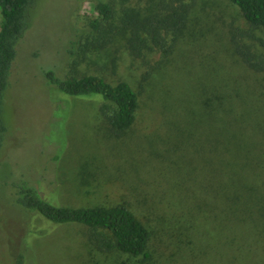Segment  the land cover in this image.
<instances>
[{"label": "rangeland", "instance_id": "rangeland-1", "mask_svg": "<svg viewBox=\"0 0 264 264\" xmlns=\"http://www.w3.org/2000/svg\"><path fill=\"white\" fill-rule=\"evenodd\" d=\"M96 1L37 0L16 44L3 95L0 264L18 257L23 264H264L226 257L210 193L212 184L227 182L228 130L242 134L253 159L264 160V71L247 67L229 37L247 22L230 0H194L163 59L134 60L121 43L118 50L89 49L83 59L73 55L79 70L126 81L137 93L133 124L114 135L100 96L68 95L43 75L62 70L68 48L80 50ZM246 41L264 55L263 30ZM20 180L57 205L126 204L150 230L145 254L101 252L88 244L86 226L22 210L11 188Z\"/></svg>", "mask_w": 264, "mask_h": 264}, {"label": "trees", "instance_id": "trees-1", "mask_svg": "<svg viewBox=\"0 0 264 264\" xmlns=\"http://www.w3.org/2000/svg\"><path fill=\"white\" fill-rule=\"evenodd\" d=\"M37 0H0V146L6 125L3 118V95L9 85L16 44L29 27L31 10ZM194 0H151L144 8L130 0H97L96 16L90 20L80 50L66 51V60L59 72L43 69L46 81L72 96L98 95L104 102L100 113L109 130L120 135L134 122L138 95L126 81L111 83L104 77L77 67L73 57L89 49H104L117 44L134 60L147 62L149 55L167 57L175 40L185 29ZM249 28H234L230 40L242 62L255 71H264V55H257L246 40L255 31H264V0H230ZM79 43L73 41L72 44ZM71 58V59H70ZM70 59V60H69ZM113 62V61H112ZM218 95V94H217ZM220 99L219 96H216ZM210 115H213L214 106ZM241 133L228 130L227 182L210 187L217 221L224 227L226 257L230 261L243 257L264 260V160L253 159L252 152L240 142ZM264 156V152L262 153ZM14 203L24 211H35L54 223H79L86 226L87 241L93 248L109 253L121 251L131 256L144 255L150 230L124 203L115 205H57L46 199L40 190L25 180L11 183ZM223 201V206L221 203ZM146 257V256H145ZM16 264H23L18 257Z\"/></svg>", "mask_w": 264, "mask_h": 264}]
</instances>
